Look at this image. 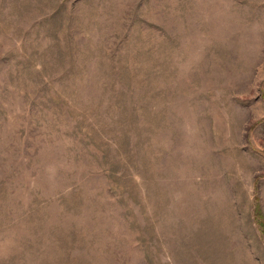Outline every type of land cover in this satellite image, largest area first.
<instances>
[{
	"label": "rangeland",
	"instance_id": "1",
	"mask_svg": "<svg viewBox=\"0 0 264 264\" xmlns=\"http://www.w3.org/2000/svg\"><path fill=\"white\" fill-rule=\"evenodd\" d=\"M0 264H264V0H0Z\"/></svg>",
	"mask_w": 264,
	"mask_h": 264
},
{
	"label": "trees",
	"instance_id": "2",
	"mask_svg": "<svg viewBox=\"0 0 264 264\" xmlns=\"http://www.w3.org/2000/svg\"><path fill=\"white\" fill-rule=\"evenodd\" d=\"M256 213H257V215H258L259 220H261V219H260V214H259V213H261V211H260V209H259L258 207H256Z\"/></svg>",
	"mask_w": 264,
	"mask_h": 264
}]
</instances>
